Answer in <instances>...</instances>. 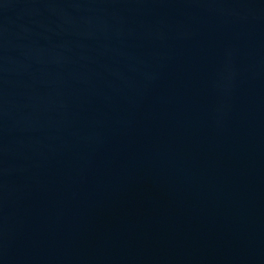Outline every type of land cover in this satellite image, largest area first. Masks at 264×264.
I'll return each instance as SVG.
<instances>
[{
    "label": "water",
    "instance_id": "water-1",
    "mask_svg": "<svg viewBox=\"0 0 264 264\" xmlns=\"http://www.w3.org/2000/svg\"><path fill=\"white\" fill-rule=\"evenodd\" d=\"M0 264H264V0H0Z\"/></svg>",
    "mask_w": 264,
    "mask_h": 264
}]
</instances>
